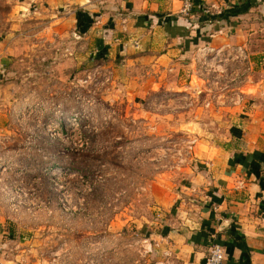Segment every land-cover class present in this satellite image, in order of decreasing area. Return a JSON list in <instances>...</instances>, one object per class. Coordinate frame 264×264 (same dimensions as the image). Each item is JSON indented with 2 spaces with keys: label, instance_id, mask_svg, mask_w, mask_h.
<instances>
[{
  "label": "rangeland",
  "instance_id": "rangeland-1",
  "mask_svg": "<svg viewBox=\"0 0 264 264\" xmlns=\"http://www.w3.org/2000/svg\"><path fill=\"white\" fill-rule=\"evenodd\" d=\"M63 2L0 0V264H170L176 193L233 138L211 113L227 98L211 75L164 86L116 46L96 60L100 34Z\"/></svg>",
  "mask_w": 264,
  "mask_h": 264
},
{
  "label": "crops",
  "instance_id": "crops-1",
  "mask_svg": "<svg viewBox=\"0 0 264 264\" xmlns=\"http://www.w3.org/2000/svg\"><path fill=\"white\" fill-rule=\"evenodd\" d=\"M193 1L197 7L189 15L182 12L185 0L63 3H77L71 17L80 35L94 29L100 34L92 47L96 60L119 49L128 64L140 63L150 75L159 72L164 86L168 75L190 89L211 75L206 90L229 103L211 113L227 116L221 125L233 138L210 144L209 153L200 155L204 170L180 186L176 213L159 244L161 254L170 264H204L210 247L219 244L223 264H264V0ZM199 7L214 16L240 14L208 20ZM220 61L227 68L225 90L218 94L214 85ZM0 63L7 64V56ZM238 95L242 100L234 107L230 101Z\"/></svg>",
  "mask_w": 264,
  "mask_h": 264
},
{
  "label": "built area",
  "instance_id": "built-area-1",
  "mask_svg": "<svg viewBox=\"0 0 264 264\" xmlns=\"http://www.w3.org/2000/svg\"><path fill=\"white\" fill-rule=\"evenodd\" d=\"M194 11V5L191 0H185L182 12L186 15ZM1 250V249H0ZM225 260L224 248L219 244H214L210 247L209 253L206 256L204 264H223Z\"/></svg>",
  "mask_w": 264,
  "mask_h": 264
},
{
  "label": "trees",
  "instance_id": "trees-1",
  "mask_svg": "<svg viewBox=\"0 0 264 264\" xmlns=\"http://www.w3.org/2000/svg\"><path fill=\"white\" fill-rule=\"evenodd\" d=\"M192 2H193V5H194V9H195V6L197 7V3L196 2H194L193 0H192ZM200 8V7H199ZM200 10H202V12L203 13H205V15L207 16V18H208V20H212V19H224L226 16H228V15H231V14H234V15H236V14H240L239 12H237V11H225L223 14H221V15H219V16H214V15H210L209 13H206L204 10H203V8H200ZM254 155V158L255 159H258V158H256L257 156H259L260 154L259 153H254L253 154Z\"/></svg>",
  "mask_w": 264,
  "mask_h": 264
}]
</instances>
